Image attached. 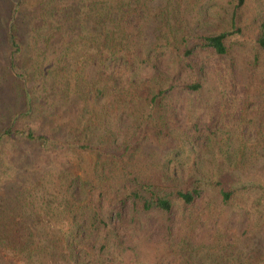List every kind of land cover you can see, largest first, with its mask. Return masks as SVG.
Segmentation results:
<instances>
[{
    "label": "trees",
    "instance_id": "obj_1",
    "mask_svg": "<svg viewBox=\"0 0 264 264\" xmlns=\"http://www.w3.org/2000/svg\"><path fill=\"white\" fill-rule=\"evenodd\" d=\"M2 1L9 4L0 20V46L6 50L7 67L15 78L42 84L38 90L30 84L22 88L24 114L35 115L36 97L46 100L49 86L56 82L62 92L74 91L81 104L76 127L69 132L77 146L96 155L93 165L97 177L73 174L45 198L48 187L38 190L22 174L28 168L25 164L21 170L25 157L20 156L19 163L16 157L8 162L6 144L17 141L50 150L60 144L63 128L47 132L32 126L5 125L0 130V250L11 252L24 264H104L109 251L103 252L110 239L124 245L120 229L127 210H158L174 219L206 197L209 190L218 192L223 205L235 206L242 194L259 186L237 175L255 157L250 155L252 151L264 157V108L251 114L247 110L250 103L241 110L239 123L244 130L239 145L222 150L221 163L216 158L210 169H204L203 157L190 147L195 141L174 135L178 141L183 139L179 148L187 153L186 161L175 163L174 154L157 160L148 171L138 166L145 130L152 128L160 137L170 133L168 114L174 91L194 93L203 88L205 60L197 66L190 63L166 69L160 60L169 55V65L177 59L193 61L205 50L220 56L231 54L228 40L232 31L226 25L242 30L240 9L248 0H229L227 7L214 14L206 8L202 9L205 12L199 10L194 25L188 17L201 0H48L41 4L42 12L30 27H24L21 19L28 0ZM209 17L224 18L219 30L207 25ZM256 24L257 47L264 53V10L258 13ZM42 28L50 30L43 34ZM32 32L39 34L33 43L29 41ZM76 63L81 66L79 72ZM90 66L89 76L86 71ZM188 66L191 75L185 78ZM148 69L146 77L143 72ZM249 127L259 131L257 147L251 151L245 134ZM260 195L256 204L261 215L256 223L253 212H248L254 225L264 222V194ZM248 231L223 244V252L219 247L203 251L198 261L192 258L185 263L264 264V232L252 244L246 240L241 253L236 252L237 243ZM0 264L9 263L2 260Z\"/></svg>",
    "mask_w": 264,
    "mask_h": 264
},
{
    "label": "rangeland",
    "instance_id": "obj_2",
    "mask_svg": "<svg viewBox=\"0 0 264 264\" xmlns=\"http://www.w3.org/2000/svg\"><path fill=\"white\" fill-rule=\"evenodd\" d=\"M47 1L28 0L27 6L21 11L24 27H30L34 21H37L38 15L42 12L41 4ZM228 2L229 0H201L188 20L194 25L199 10L205 12L202 9L206 8L210 14H214L227 7ZM8 8L9 4L0 0V20ZM261 10H264V0H248L240 9L239 26L242 30H232V27L226 25L232 31L228 40L232 45L229 55L220 56L212 50H205L196 55L193 61L177 59L170 65V56H162L160 65L164 69L170 66L182 68L190 63L197 66L205 60L203 88L194 93L187 90L174 91L168 114L171 122L170 133L160 137L152 128L145 130L146 140L141 142L142 146L138 153V166L141 169L148 171L157 160H166L174 154L175 163L186 161L187 153L179 148V144L186 136L195 141L190 147L200 154V158L203 157L200 161L204 169H210L216 158H218L216 162H222V150L227 151L230 147L236 149L241 140V131L244 130L243 124L239 123L240 117H243L241 113L243 106L250 103L247 110L251 114L255 113V109L264 108V53L258 49L256 42V17ZM223 20L224 18L218 21L209 17L207 25L213 30H219ZM49 30L42 28L41 33L45 34ZM38 35L32 32L29 41L33 43ZM5 53L6 50L1 45L0 130L9 124L15 127L32 126L39 131L47 132H55L62 127V135H67L66 139L60 135V144L50 150L36 145L8 141L6 144L8 162L16 157L15 161L19 163V157H25L23 165L21 163V170L25 164L28 167L22 171L24 178L32 185H36L38 190L43 189L44 186L48 187L46 189L49 193H43L47 199L52 188H58L62 181L73 174L93 178L97 174L93 165L96 155L77 146L76 140L69 132L76 127L75 116L81 104L77 94L74 91L62 92L61 88H56L59 85L56 82L54 87L49 86L46 100L41 101L36 97L38 100L36 114L32 117L24 114L26 96L22 88L29 86L30 83L14 77L7 67ZM77 64L76 71L79 72L81 66L77 67L79 66ZM33 69L32 67L31 75L35 74ZM92 69L93 67L90 66L86 74L90 76ZM190 71L188 66L184 74L185 78L191 75ZM143 74L147 77L150 70L144 71ZM30 85L33 90H38L42 84L40 81H33ZM245 134L250 141L247 143L250 146L249 151L256 149L259 131L249 127L245 130ZM174 135L186 136L178 141ZM259 145L263 146L261 143ZM252 152L250 155L255 157L250 159L245 169L237 175L240 180L255 181L259 186L251 189L246 195L242 194L235 206L223 205L218 192L209 190L206 197L199 200L195 206L188 208L185 213H178L174 219L168 218L158 210L144 211L141 207L127 210L120 229L124 245L121 247L114 238L110 239L109 248L103 252L109 251L108 260H104V264H186L188 259L193 258L198 261L203 251H214L217 247L224 248L223 244L226 245L240 238L245 229L249 230V234L247 233L246 237L237 243L236 252L240 251L246 240L251 244L256 242L264 232V222L254 225L261 215L256 199L263 196L260 194H264L262 164L264 157ZM188 155L190 156V153ZM111 172L115 174L116 170L113 168ZM41 181L43 184L37 185ZM35 200L38 201L37 198ZM36 201L34 206H37ZM261 209L264 211V205ZM249 211L253 212L252 218L255 223L251 222ZM199 246L202 249L199 250L197 248ZM194 248L198 251H194ZM99 251L101 253L102 250L99 248ZM220 251L223 252L221 249ZM2 260L9 264H24L11 252L1 249L0 262ZM202 262L212 264L209 261ZM222 263L226 264V262Z\"/></svg>",
    "mask_w": 264,
    "mask_h": 264
}]
</instances>
